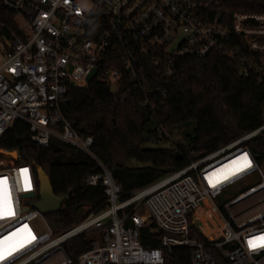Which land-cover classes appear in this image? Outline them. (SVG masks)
<instances>
[{"label": "built area", "instance_id": "1", "mask_svg": "<svg viewBox=\"0 0 264 264\" xmlns=\"http://www.w3.org/2000/svg\"><path fill=\"white\" fill-rule=\"evenodd\" d=\"M240 4L249 9L263 0H0L17 27L0 38V138L18 121L28 126L38 149L57 139L79 150L101 170L84 184L102 188L107 202L104 211L54 233L48 216L33 206L39 200L33 167H0L13 212L0 217V251L16 248L12 255L5 252L0 264H165V250L174 248L188 249L190 264H217L210 247L229 264H264V247L249 245L264 236V171L249 147L264 133V124L183 170L124 194L92 152L93 138L79 135L62 113L72 87L97 79L113 94L127 96L142 90L147 67L170 77L176 60L184 58L228 55L239 78L264 85V12H230ZM110 61L117 66L107 68ZM124 77L133 86L121 92ZM147 95L167 98L153 89ZM202 207L221 221L222 240L210 246L189 238L190 218ZM150 225L151 233H165L158 247L140 242L141 230ZM85 235L90 249L74 262L64 245Z\"/></svg>", "mask_w": 264, "mask_h": 264}, {"label": "trees", "instance_id": "2", "mask_svg": "<svg viewBox=\"0 0 264 264\" xmlns=\"http://www.w3.org/2000/svg\"><path fill=\"white\" fill-rule=\"evenodd\" d=\"M245 10L264 12V0L262 6L255 4L249 9L243 4L230 7V12ZM15 18L11 11L0 8V38L17 32ZM106 66L113 68L117 64L110 61ZM123 81L121 92L132 88L128 78ZM140 82L141 91L121 96L113 94L108 83L95 79L84 88H70V101L62 108L65 119L79 135L93 138L92 152L111 171L124 194L145 189L264 124V85L254 79L239 78L228 55L176 60L175 73L170 77L162 69L147 67ZM151 89L165 93L167 98L145 96ZM145 101L148 105L142 107ZM192 123L195 124L192 134L185 136L187 146L173 143L172 148L146 149L147 144L170 141L176 132ZM249 147L261 164L264 133L251 141ZM0 150L17 152L19 158L16 162L0 155V167L26 164L33 167L35 174L43 169L56 196L70 194L62 209L48 216L54 233L82 221L85 217H78L82 208H89L88 216L107 208L102 188L84 184L89 175L100 173V168L70 145L53 139L48 149H38L31 141L28 126L17 121L0 138ZM202 208L196 211L193 220L190 218L189 238L210 246L222 240L221 221L208 207ZM153 229L150 225L141 230L142 246H159L165 233H151ZM90 246L89 235L79 236L64 245V252L75 262ZM208 249L217 264H229L218 249ZM165 264H190V251L165 250Z\"/></svg>", "mask_w": 264, "mask_h": 264}, {"label": "water", "instance_id": "3", "mask_svg": "<svg viewBox=\"0 0 264 264\" xmlns=\"http://www.w3.org/2000/svg\"><path fill=\"white\" fill-rule=\"evenodd\" d=\"M1 43L3 44L4 42L2 41ZM0 155L16 162H18L19 159L17 152H6L0 150ZM36 176L39 185V200L34 203V208L38 209L45 216H51L58 213L62 209L63 205L70 199V194L56 196L53 192L50 179L43 169H38ZM27 197H33V194H29ZM50 225L54 228L52 222H50Z\"/></svg>", "mask_w": 264, "mask_h": 264}, {"label": "snow or ice", "instance_id": "4", "mask_svg": "<svg viewBox=\"0 0 264 264\" xmlns=\"http://www.w3.org/2000/svg\"><path fill=\"white\" fill-rule=\"evenodd\" d=\"M244 160V164L243 167H248L249 164L247 162V157H243L242 158ZM242 168H237L236 171H241ZM24 177H25V186L27 188V171L26 170H22L21 173ZM234 174V173H233ZM228 177L225 176L224 179H227ZM0 183H2L4 185V187L2 189H0V217H2L3 215H12V209H11V203H10V197L8 196V192H7V181H0ZM217 183H219V181H217ZM13 236H15L16 234L13 233ZM11 239V237L5 238V240H9ZM32 239H34V237H32ZM28 243L31 242V240L27 241ZM0 243H4V242H0ZM249 245L252 248H256V247H264V236L261 237H257L253 240L249 241ZM19 247H24V244H20ZM16 251V248L13 247L11 249H4L2 251H0V260L5 258V252L7 253V255H12V253Z\"/></svg>", "mask_w": 264, "mask_h": 264}, {"label": "rangeland", "instance_id": "5", "mask_svg": "<svg viewBox=\"0 0 264 264\" xmlns=\"http://www.w3.org/2000/svg\"><path fill=\"white\" fill-rule=\"evenodd\" d=\"M3 48H4V45L0 44V50H2ZM194 127H195V124L192 123L190 124V126L183 128L182 131H179V133L176 132L174 137L170 139V141L161 142L160 144L150 143V144H147L146 149L172 148L173 143H177L182 146H187L185 136L192 134ZM192 157L195 158V154H192ZM132 165H136V163H132ZM260 166L262 170L264 171V161L260 164ZM88 211H89V208H82L78 213V217L86 218L88 216ZM58 260H59V257L53 259L50 263L56 262Z\"/></svg>", "mask_w": 264, "mask_h": 264}]
</instances>
